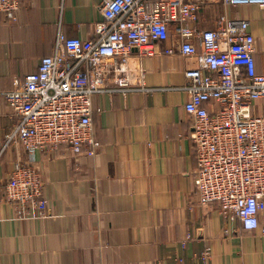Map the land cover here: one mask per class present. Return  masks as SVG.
Here are the masks:
<instances>
[{
    "label": "crops",
    "instance_id": "crops-1",
    "mask_svg": "<svg viewBox=\"0 0 264 264\" xmlns=\"http://www.w3.org/2000/svg\"><path fill=\"white\" fill-rule=\"evenodd\" d=\"M17 18L0 12V179L29 155L20 142L4 146L17 121L4 93L50 55L62 30L93 39L104 20L106 0H22ZM197 29H216L223 14L244 18L255 37L257 71L264 73V6H231L202 0ZM172 39L158 53L131 61L145 69L147 91L98 93L93 123L102 147L95 157L75 154L68 145L35 153L45 185L49 214L21 216L0 205V264H264V209L260 224L246 230L226 219L217 203L199 205L194 188L198 167L193 116L185 110V72L199 66L196 56L176 51ZM257 113H264L261 100ZM194 240L186 248L187 233ZM211 248L208 262L196 257Z\"/></svg>",
    "mask_w": 264,
    "mask_h": 264
},
{
    "label": "built area",
    "instance_id": "built-area-1",
    "mask_svg": "<svg viewBox=\"0 0 264 264\" xmlns=\"http://www.w3.org/2000/svg\"><path fill=\"white\" fill-rule=\"evenodd\" d=\"M22 0H0V12L17 18ZM227 5L264 6V0H223ZM202 0H106L104 20L93 39L67 36L62 30L50 55L24 82L4 93L17 121L4 146L20 142L29 161H16L0 179V205L8 202L21 216L49 213L45 185L34 155L68 145L75 154L95 157L102 144L94 128V97L117 92L125 98L149 90L145 69L132 62L158 53V42L172 39L164 53L196 56L199 66L185 72L189 93L185 110L193 116L189 138L198 167L194 188L199 205L220 206L224 217L246 230L259 227L264 209V73L257 71L255 37L244 18L223 14L216 29H197ZM187 233L186 248L193 241ZM211 248L196 257L208 262ZM185 261L179 256L177 264Z\"/></svg>",
    "mask_w": 264,
    "mask_h": 264
}]
</instances>
